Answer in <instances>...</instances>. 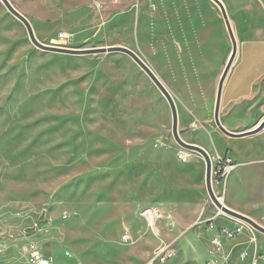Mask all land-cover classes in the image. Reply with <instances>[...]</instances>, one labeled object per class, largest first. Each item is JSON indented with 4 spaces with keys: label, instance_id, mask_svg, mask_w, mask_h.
Masks as SVG:
<instances>
[{
    "label": "rangeland",
    "instance_id": "obj_1",
    "mask_svg": "<svg viewBox=\"0 0 264 264\" xmlns=\"http://www.w3.org/2000/svg\"><path fill=\"white\" fill-rule=\"evenodd\" d=\"M9 1L44 45L136 53L172 95L185 143L230 140L213 110L232 43L211 0ZM229 21L237 54L220 122L241 133L264 119V49ZM182 151L166 99L130 57L42 51L0 1V264H33L32 245L51 264L133 257L119 235L98 236V223L131 215L130 197L145 208V174L178 172Z\"/></svg>",
    "mask_w": 264,
    "mask_h": 264
},
{
    "label": "crops",
    "instance_id": "obj_2",
    "mask_svg": "<svg viewBox=\"0 0 264 264\" xmlns=\"http://www.w3.org/2000/svg\"><path fill=\"white\" fill-rule=\"evenodd\" d=\"M220 2L229 20L246 26L238 36L256 38L264 49V0ZM223 142L211 147L196 144L208 153L213 169L216 157L229 159L234 165L223 179L212 180L213 192L228 210L264 227V128L254 135ZM186 153L187 160L179 161L178 172L145 174L137 191L146 205L144 210L135 207L137 195L128 200L135 206L121 223H98V236L109 239L119 235L121 246L132 247L134 256L119 257V264L123 260L125 264H147L162 247L175 251L169 264H246L254 253H264L263 234L219 212L210 203L205 162L202 157L192 156L191 151ZM99 209H104L99 215L109 212ZM210 224L212 229H208ZM216 238L219 250L213 245ZM37 250L43 255L41 249ZM113 261L116 264L118 260Z\"/></svg>",
    "mask_w": 264,
    "mask_h": 264
},
{
    "label": "water",
    "instance_id": "obj_3",
    "mask_svg": "<svg viewBox=\"0 0 264 264\" xmlns=\"http://www.w3.org/2000/svg\"><path fill=\"white\" fill-rule=\"evenodd\" d=\"M0 1L4 5L6 10L23 24V26L26 29L30 42L36 48L42 51L51 52V53H59V54H68V55H87V54L117 52V53L125 54L128 57H130L141 68V70L149 77L152 83L156 86V88L160 91V93L166 99L169 105L170 111H171V133L176 143L185 151H191V152H195L199 154L204 160L205 162V188H206V192L208 194V197L211 203L216 207V209L219 212L243 222L244 224L254 229L256 232L264 235L263 226L255 223L254 221L238 213L228 210L225 206H223L220 199L214 194L213 189H212L213 177H212V162H211L210 156L202 148L196 145L187 144L184 141H182L178 133V114H177L176 105H175L172 95L166 89L163 83L159 80V78L155 75V73L148 67V65H146V63L136 53L124 47H110L106 49H96V50H73V49H67V48H62V47L44 45L36 39V36L32 30V26L30 25V22L19 11H17L13 7L10 1L9 0H0ZM211 1L214 4H216L217 7L219 8L221 16L225 22L231 43H232L231 55L220 76L218 86H217V92H216V98H215V104H214V110H213V120L218 130L228 138L238 139V138L251 136V135H254L260 132L264 128V119L260 122V124L256 128L245 131V132H241V133H235V132L228 131L220 122V106H221V100H222L223 86L228 76V73L230 72V69L236 59L237 44H236V40H235L233 31L230 25V21L228 19V16L226 14L223 4L220 2V0H211Z\"/></svg>",
    "mask_w": 264,
    "mask_h": 264
},
{
    "label": "built area",
    "instance_id": "obj_4",
    "mask_svg": "<svg viewBox=\"0 0 264 264\" xmlns=\"http://www.w3.org/2000/svg\"><path fill=\"white\" fill-rule=\"evenodd\" d=\"M60 39L67 38L66 34H60ZM188 154L183 150L179 154V159L182 163L186 162ZM214 169L212 168V177L213 179H223L231 170L234 168V165L229 159L216 157L214 159ZM213 225H208V229H212ZM126 239V237H124ZM213 245L217 250L220 248L219 239L216 238L213 240ZM29 253L31 256V261L33 264H51L50 260L44 258L41 253L35 248V246L29 247ZM175 256V251L169 247H162L154 252L153 257L148 264H166L171 261ZM205 264H215L212 262H205ZM246 264H264V253H254Z\"/></svg>",
    "mask_w": 264,
    "mask_h": 264
},
{
    "label": "bare ground",
    "instance_id": "obj_5",
    "mask_svg": "<svg viewBox=\"0 0 264 264\" xmlns=\"http://www.w3.org/2000/svg\"><path fill=\"white\" fill-rule=\"evenodd\" d=\"M187 154V153H186ZM221 201V200H220Z\"/></svg>",
    "mask_w": 264,
    "mask_h": 264
}]
</instances>
